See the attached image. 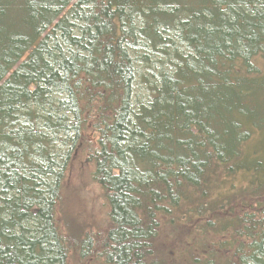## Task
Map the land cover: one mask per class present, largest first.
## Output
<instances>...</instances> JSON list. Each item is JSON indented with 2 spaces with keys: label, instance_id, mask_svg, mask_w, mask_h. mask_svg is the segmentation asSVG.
Masks as SVG:
<instances>
[{
  "label": "trees",
  "instance_id": "16d2710c",
  "mask_svg": "<svg viewBox=\"0 0 264 264\" xmlns=\"http://www.w3.org/2000/svg\"><path fill=\"white\" fill-rule=\"evenodd\" d=\"M0 264H264V0H0Z\"/></svg>",
  "mask_w": 264,
  "mask_h": 264
},
{
  "label": "rangeland",
  "instance_id": "374dc122",
  "mask_svg": "<svg viewBox=\"0 0 264 264\" xmlns=\"http://www.w3.org/2000/svg\"><path fill=\"white\" fill-rule=\"evenodd\" d=\"M85 169H86V166L84 165V162L82 163L79 162L78 164L75 163L74 166L72 167L71 175L67 183V187L69 189H71L72 191L75 190L72 192V194L74 195V203L71 204V210L74 215L86 209V204L93 209L95 214L98 213L97 210L100 209L101 206L102 208L105 207L103 205V200L100 202L99 200L97 202L95 201L96 200L95 198H97L98 196L97 188L89 186L90 184H87L86 186L85 184H78L77 177L80 174V172H84ZM84 187H86L87 194L90 195V200L85 199V196H84L85 191L83 192L81 191L82 189H84ZM93 192L95 195H93Z\"/></svg>",
  "mask_w": 264,
  "mask_h": 264
}]
</instances>
